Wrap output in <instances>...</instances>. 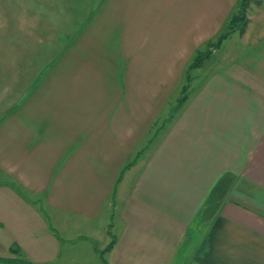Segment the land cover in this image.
Returning <instances> with one entry per match:
<instances>
[{
	"label": "crops",
	"instance_id": "obj_1",
	"mask_svg": "<svg viewBox=\"0 0 264 264\" xmlns=\"http://www.w3.org/2000/svg\"><path fill=\"white\" fill-rule=\"evenodd\" d=\"M95 1L80 24L99 38L111 24V43L62 32V58L52 48L34 80L19 47L8 52L22 7L2 13L12 23L0 24V231L24 238L22 213L8 217L20 200L52 220L58 246L87 243L103 264H264V77L240 60L199 82L192 75L176 114L148 139L239 0ZM254 2L240 45L264 38L263 19L250 14L263 15L264 1ZM38 8L44 32L55 8ZM78 38L90 58L73 65ZM36 230L29 223L28 241L7 247H33L24 243Z\"/></svg>",
	"mask_w": 264,
	"mask_h": 264
},
{
	"label": "rangeland",
	"instance_id": "obj_2",
	"mask_svg": "<svg viewBox=\"0 0 264 264\" xmlns=\"http://www.w3.org/2000/svg\"><path fill=\"white\" fill-rule=\"evenodd\" d=\"M91 1L70 0L73 9L68 10V8L66 7L68 3L64 0H0V7H2L3 9H0V24L12 23L8 21L9 16L3 15L2 13H15L18 9L11 8H19L20 6L22 7V9L19 8V12H22L19 14V24H22L23 26L22 33H20L19 27L18 38H16V33H12L10 36H8V38L10 39L8 42V47L10 48L8 49V52H13L12 50L14 48L19 47V65L25 68V72L23 73V75H28L29 73L31 80H34L35 73L31 72L30 70L36 71L34 67H36L37 64L52 65V63L54 62L52 60L54 58L48 56V52H50L52 48H55L56 50L55 63H58V61L63 56V49L64 47H66V42L63 41L60 33L66 31V35H68L70 33H76L77 31H90L89 33L93 32V35H96V37L99 36L98 29L96 28V26L94 27V24L89 26L81 25V21L79 20L84 15H89V13L90 15L95 14V7L90 8V5H94L96 1L94 0L92 1V3ZM42 5L53 6L55 8V18H50L46 20L48 21L47 24L45 22V25L43 24L44 32L42 29V25H40L41 19H39L40 17L37 15V13L43 11L46 12L47 9H32V7ZM87 5L89 6V8L86 7ZM250 5L256 7V2L252 0ZM97 11L98 10H96V12ZM69 12H71L72 15L70 22L68 21L69 17L67 16ZM260 12V8H254L252 12L250 11V14L252 15V18L257 19L258 17H261L260 19H263L264 21V14L262 15L260 14ZM86 20L93 21L94 17L87 16ZM52 21L54 22L52 23ZM112 30L113 28H111V24H108L107 28H105L104 30H99V33L102 34V38H98L103 44L109 45L111 43L110 41H106L104 37H106L105 34H111L110 31ZM240 31L241 29H236V31L231 33V35L225 41H223L220 46H215L210 49L211 52L203 61V66L192 69L191 74L193 75V77L197 76L195 82H199L205 76H208L210 73L209 71L211 70V68L213 69V67L215 70L225 69L232 60H240V64L243 62L245 69L250 72L253 71L259 76L264 77V48L262 47L264 46V38L260 39L259 44L251 40V42L249 43H241L240 45V41L243 40V35L240 33ZM72 43H74V47L77 48V53H75L74 57H72V64L79 65L81 60L88 61L90 56H86L85 52L82 55L78 51L80 49L79 38L76 41L73 40ZM107 48L108 47L105 46L103 49ZM203 48V52L205 53L208 48L206 46H203ZM8 59L10 60L11 58ZM93 59L95 60V58ZM121 59L124 60L125 58L121 57ZM88 64H92V62H88ZM248 78H250V76ZM178 92L179 93L177 94V96L183 95L181 87ZM177 96L176 98L172 99L173 101L171 100L170 102H167L166 107L164 108L167 113V121L164 120L163 117L159 119V121L155 124L153 130L151 131L148 139H150L153 135H156L158 130L162 128L163 124H165V126L168 125L166 123L168 122L171 114H176L178 110ZM160 133L157 135L156 139L158 138ZM148 139H146L145 142L148 141ZM14 205L15 207L12 206L11 208H8V217L13 218L16 215H19V213H22L21 217L24 219L23 222L20 223L21 227H24L23 232H21L24 236L22 240L28 241L26 239V235H32L26 231V225L31 222L34 224V226L37 225V234H35L36 237L34 240L31 239V242L24 243L25 246L33 247H25L27 249L24 250L19 249V253L18 250H15V247L13 248L14 250H10L7 245H12L17 237L20 241L21 234L8 230L0 231V264H82L81 262L86 260L85 258L82 259V257H86L88 259V262L86 264H103L100 258H97L96 250H91V246L87 245V243L70 246L69 244H67L68 242L60 239V245L58 246L55 243V239H53L52 237V220L50 218H45L46 213H40L38 215L36 214L37 212L34 213L26 203H23L20 200L18 204L14 203ZM20 209H22V211H20ZM48 224L49 226L51 225L49 228ZM48 231L51 233V235L48 233ZM58 232L59 235H64L62 231L58 230ZM54 235L56 236V234ZM50 254H57L56 258H54L55 260L51 259V261L47 258Z\"/></svg>",
	"mask_w": 264,
	"mask_h": 264
},
{
	"label": "trees",
	"instance_id": "obj_3",
	"mask_svg": "<svg viewBox=\"0 0 264 264\" xmlns=\"http://www.w3.org/2000/svg\"><path fill=\"white\" fill-rule=\"evenodd\" d=\"M252 0H239L237 2V5L233 8L232 12L228 16L227 20L223 24V27L219 31V33L216 35V37L206 43V47L208 50L204 53L203 49L201 48L197 53L195 54L192 61L189 63L186 71V84L183 86V95L179 97L178 99V106L181 105V103L186 99L185 93L189 87V84L192 80V74L191 69L203 65V61L205 58L208 57L209 53L211 52L210 49H212L215 46H220L223 41L236 29H241V31H244L248 21V9L250 6Z\"/></svg>",
	"mask_w": 264,
	"mask_h": 264
}]
</instances>
